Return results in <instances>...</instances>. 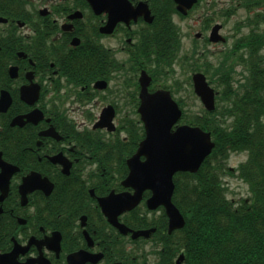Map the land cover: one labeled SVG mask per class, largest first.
I'll list each match as a JSON object with an SVG mask.
<instances>
[{"label":"flooded vegetation","instance_id":"af4514ba","mask_svg":"<svg viewBox=\"0 0 264 264\" xmlns=\"http://www.w3.org/2000/svg\"><path fill=\"white\" fill-rule=\"evenodd\" d=\"M177 6L0 0V264H190L183 230L170 233L164 206L147 208L152 190L122 213L102 205L136 190L124 181L146 137L143 72L149 93L183 102L181 78L165 82L184 61Z\"/></svg>","mask_w":264,"mask_h":264},{"label":"trees","instance_id":"16d2710c","mask_svg":"<svg viewBox=\"0 0 264 264\" xmlns=\"http://www.w3.org/2000/svg\"><path fill=\"white\" fill-rule=\"evenodd\" d=\"M249 20L250 25L254 23ZM263 49L264 30L253 24L217 62L209 61L203 70L217 82V107L184 120L211 131L216 142L198 172H181L175 177L174 201L186 217L182 230L189 241L190 264H251L257 256H263L264 262ZM189 57L195 61L183 67L191 65L197 70L200 63L196 59L203 54ZM232 151H247L248 155L238 169L251 195L237 204L228 197L223 179Z\"/></svg>","mask_w":264,"mask_h":264},{"label":"water","instance_id":"95a60500","mask_svg":"<svg viewBox=\"0 0 264 264\" xmlns=\"http://www.w3.org/2000/svg\"><path fill=\"white\" fill-rule=\"evenodd\" d=\"M176 1L183 13H187L196 2V0ZM107 4V8L112 10V17L116 21L118 13L113 10L119 5L114 2ZM221 28L222 25L219 23L213 27L210 35L212 41L226 39L219 32ZM200 35L201 33L197 34V36ZM193 79L196 92L206 108L214 110L217 92L208 82L206 74L196 72ZM151 80V76L144 71L141 76L143 89L140 112L145 122L147 135L138 151L129 159L131 172L124 181L126 186H132L136 190L134 193L122 192L107 197L102 201V205L108 213H112L116 208L122 213L136 207L141 202L144 191L151 189L153 194L148 198V206L152 209L160 205L166 207L170 217L169 231L172 232L186 223L184 215L173 201L174 175L178 171L197 172L206 157L211 154L215 142L212 139V133L201 126L182 124L174 129L183 111L169 90L160 89L155 93H149L148 85ZM105 124H109V121L104 119L100 125ZM142 156H146V159L142 160ZM149 232L150 230H137L135 235L148 236Z\"/></svg>","mask_w":264,"mask_h":264},{"label":"rangeland","instance_id":"374dc122","mask_svg":"<svg viewBox=\"0 0 264 264\" xmlns=\"http://www.w3.org/2000/svg\"><path fill=\"white\" fill-rule=\"evenodd\" d=\"M258 1V0H257ZM245 2V3H244ZM255 2V1H253ZM251 0H202L192 12L186 16H181L179 13L174 14L175 21L178 24V31L182 36L180 56H183V64L190 59L184 57L186 52H190L191 49H197L199 53L203 54V58H197V62L200 63L198 70L205 69V65L210 64L209 61L215 63L224 52L231 49L237 38L242 34L249 33L251 25L255 24L264 30V3L253 4ZM174 7V5L172 6ZM173 10V9H171ZM260 14V15H257ZM254 19V23L250 25V20ZM221 22L223 24L222 34H224L228 40L225 43H213L207 40V36L213 24ZM247 23V24H246ZM202 31L203 37L196 38L195 33ZM264 51V49H263ZM201 54V55H202ZM207 57L205 58V56ZM181 60L179 65L175 64V73L169 74L167 81L168 84H172L171 80L175 78H181L183 87L176 92L175 97L183 99L182 108L184 109L185 116L182 121L192 118L195 115L201 114L204 109V104L200 97L195 93L194 88L187 82L191 80V75L195 71H192L191 65L186 68V71L181 67ZM192 63L194 60H190ZM188 64V63H187ZM183 66V65H182ZM238 70H242V66H238ZM175 74V76L173 75ZM208 74V73H207ZM240 74H237L239 77ZM208 78H210L208 74ZM162 79V78H161ZM216 89L217 82L212 84ZM247 158V152L232 151L227 159L229 166H237L241 161ZM224 180L229 186L228 196L234 199H240L250 195L248 184L236 174L225 175ZM159 215L154 212L152 216Z\"/></svg>","mask_w":264,"mask_h":264}]
</instances>
